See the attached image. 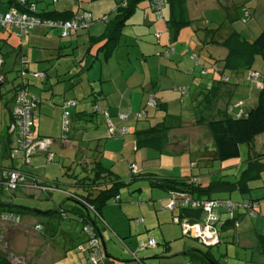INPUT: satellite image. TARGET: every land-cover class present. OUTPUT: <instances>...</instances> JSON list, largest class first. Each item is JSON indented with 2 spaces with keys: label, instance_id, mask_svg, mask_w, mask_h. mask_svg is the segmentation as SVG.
<instances>
[{
  "label": "crops",
  "instance_id": "0c3cea01",
  "mask_svg": "<svg viewBox=\"0 0 264 264\" xmlns=\"http://www.w3.org/2000/svg\"><path fill=\"white\" fill-rule=\"evenodd\" d=\"M15 1L16 0H0V12H5L10 7L15 8ZM31 1H34L36 3L38 0ZM121 1L122 0H106L104 2V5H106V8H109L111 12L115 8L116 3H119ZM228 1L229 0H186L187 14L189 20L191 21L189 25H198V22L205 18L206 10H212V12H214L215 10H220L221 8H223L224 5H234L230 4ZM250 1L251 0H239V2L237 3L239 6L245 5L246 8H250ZM148 2V0H145L144 4L139 2L137 7L135 8L137 9L140 6H143V8H147V12L144 11L142 13L143 18L141 21L126 20L125 26L136 25L135 27L133 26L130 28V36L135 41L142 40L144 42L145 45L141 47V55H144V53H148L149 51L156 48H160V50L157 51H162V46L167 44H171L174 47V53L173 55H171L172 53H169L168 58L158 53L160 55V57L157 58L159 66L157 67L156 65V67L154 68L156 70L154 72H151L149 68L146 71L145 69H142L141 71L132 70L129 73L128 77L124 79V82H121L120 79H117L111 83V87L104 84L110 80V77L107 78V75L102 76V74L100 73L96 77H89L87 72V77H82L80 69H78V72V70H76V65L72 64V61H69V59L66 58V55H71L74 60L75 58H77V55H75V51L71 50L68 52L67 43H72V40L76 41L78 39V36H76L75 39H61L58 38L60 37L58 29L37 25L30 28L28 32L23 36L18 37L16 35V31L18 29L6 30L0 27V38L5 39L6 42L12 44L13 46H19L18 50L23 55L21 61L24 62V59H31L30 65L33 61L36 62L37 64L34 68L44 73L41 79H33L28 74H25V76L28 77L29 92L31 91L33 93L32 95L39 99L37 112L38 115L35 121L36 133L38 135L48 136L53 139L49 147L52 151H54L55 159L59 160L60 158L61 163L65 161H63V159L68 158V155H71L73 160H77L81 155L78 152L83 153L86 157H90L94 153L89 152V150L87 149L84 150V146H91L92 144L90 141L92 140L93 142L95 140H99L102 142L105 141L103 142V146L108 145L109 149H111L110 147L115 148V150H111V152L114 153L118 162H116L115 164V160H113L111 157L103 159L104 148L101 160H103L102 162L105 166H110L111 169H114L122 178H127L126 172L128 169V165L132 162H135L138 165L139 172L152 173L156 178H180L189 176L193 180L196 179V184H200L203 186L214 183L218 180L233 181L239 176L238 173L237 175L235 174L237 169L239 171V169L242 170L245 167V161L249 154L248 147L245 150L247 151V157L245 159H243V157L245 156L244 151L242 154L243 156L240 158V161L238 163H227L228 165L224 166V164L226 163L221 162L217 165L216 161L219 160L216 158L213 138L208 129L207 122L210 119L218 118L221 114H228L232 117H239L243 114H246L248 109L255 104L257 90L259 88L261 80L257 79L249 82L245 79V69L229 70L224 68L222 60L225 57L227 50L219 43V41H222L232 31L241 33V35L246 39H252L260 31V29L264 27V22L258 21V28L256 27V30L254 28V31L252 29L250 33H248L247 31V33L249 34V36H247L246 31L243 32L245 34L243 35L242 32L234 28L233 25H227L226 29H224L223 31V27L226 25L225 21L219 22L214 27L209 26V23L211 21H206L205 26H196V29L193 30L196 31L197 35L192 32V43L180 52V54L182 55L180 56L175 54L177 45H173L172 43L177 38L178 34L186 28V26L178 30L175 35V39L173 40L171 38L170 32L168 31L165 21L168 18L167 7L164 8L165 12L163 15L165 16L163 18H165V20L163 22L165 28L162 29V26L159 24V22L155 23L154 21H150L152 16L150 14L151 10L149 8ZM49 4L53 5L48 6ZM88 4L90 5L88 6ZM93 7L94 4L91 0H49V3H47L45 6L40 4V6L38 7V4H36V11L54 12L47 14V17L49 18L45 17V19H50L53 21H65L71 20L76 17H86V13L88 11L87 9L93 11ZM89 13L91 16V11H89ZM234 13L236 17L240 16V12L236 7ZM105 23L106 24L104 25V32L106 30V26L108 25L106 21ZM154 23L155 25L152 26V24ZM140 26H143L144 29L149 27V30H153L154 32L156 31L155 35H158V40L161 42V45H150L152 43L147 42V40L149 39L148 41L151 42L152 38L150 37L146 39V33H140ZM211 28H217V30L213 34H211L208 30H206ZM86 31L88 34V46L85 53L82 55L84 57L86 55L92 54L93 47L98 43H93L90 46L89 39L90 37H95L97 35V32H99L98 29L91 30V26L89 28L87 27ZM79 33H81V29L78 31L77 35H79ZM139 36H144V38H140ZM113 45L114 42H111L110 46ZM194 49L198 51V53L194 55L201 56L202 54L204 59L211 60L210 66H204L200 64L198 62L199 58H196V63H193V55L187 57L186 54L190 51H193ZM92 55H94L95 58L98 57L97 54ZM111 55L112 53L106 55L104 58L108 60ZM18 56V54L15 55L14 53H12L4 60V63L8 59L11 69L18 68V64L20 63V60H18ZM71 56L68 57L72 58ZM162 57L168 59L167 61H165L167 63L164 65L161 61ZM58 58H65L63 60H66V62H58ZM52 59L56 60L52 62ZM181 60H185L184 65L180 64ZM43 62H47V64H42ZM4 63L2 67H0V75L4 78V81L0 84V94L5 93L4 97L0 96L1 166L4 165L2 164L3 159L9 158V145L12 139V136L7 132V124L10 120V108L12 106V101L10 100L12 97V91L4 92L1 88V86L5 82H7L8 77V75L6 74L7 70H4ZM145 63H147L146 59L142 61L143 65ZM204 63L208 62L205 60ZM30 65L27 64L28 69L30 68ZM89 67H91V65ZM204 67L205 70H203ZM259 73L262 77V73L260 71ZM75 74L80 77H72ZM221 79H227V81L225 83L220 82L223 81ZM38 80H40L39 83L37 82ZM77 83L82 85L81 89H79L81 92V95L79 97L83 100L80 102L74 94L75 89L78 87L76 85H79ZM15 84L16 82H13L12 86ZM212 85H214V87L212 88L211 92L217 90L218 95L215 96L214 99L209 103L207 101V97L203 96V91L207 90L208 87L211 88ZM216 86L217 88H215ZM180 87L185 88V91H187V94L184 95L185 97H182L181 93L179 92ZM114 91L118 93L112 96L111 94ZM92 92H97L98 95L96 98H94L95 96L91 95ZM151 94L156 97L159 103H162L164 108H160V110L164 111H167L171 105H186V112L188 113L190 112L188 107L189 105L192 106L193 103L186 102L188 100L186 98H191V100L201 99V101L199 103L200 105L196 108L197 111L195 113L192 112L193 114L188 117L183 115V109L180 108L175 115L171 114L167 118L163 119L158 116V112L152 113L153 110H150L148 111L147 118L149 117L150 113L151 115L153 114V116L152 119L148 120L147 122H145L144 119V121H140L139 119H132V116H129L125 121L122 122L117 119L115 115V105L118 104L120 107H126V110L128 109L131 112H135L145 106V102ZM63 99H75L77 101L76 106L71 108V122L80 120L81 125L84 126V132L78 133V140L76 141L74 136V126H72V131L70 133L68 141L59 140L61 115L59 105ZM92 100L98 105L99 109L102 110L103 113L105 111L109 113V118L114 125H119L128 129V132L123 137H108L106 133V122L104 120V116L98 114L97 116L93 115L88 118V116L85 115L87 114V110L90 108V103L92 102ZM120 111L122 112L123 109L121 108ZM77 113H80V115H77ZM84 117H86L87 119H84ZM160 121H166V123H168L169 125L174 126L168 131L167 140H153L150 142H146V144L144 145L136 146V135L134 134V132L147 129L148 127ZM90 123H92V128L96 127L94 130L90 128ZM85 137L86 139H84ZM253 147L254 152H264V133L259 134L254 138ZM71 150L72 153H70ZM182 153H185V158H172V156L176 157ZM37 156L44 157L43 154H37L33 156L31 158L30 164L25 169L38 178L46 177L48 174L41 173L36 169L37 165L42 164V160L37 159ZM45 160L46 162H50L47 161L46 158ZM10 165L12 164H8V166ZM163 165L166 167L165 169ZM49 166L50 164L45 163L44 168L46 169ZM61 166L60 168L62 169ZM232 167H234L232 173H221V170L231 169ZM230 176L232 178H230ZM218 177L224 178L219 179ZM41 179L45 180L46 178ZM141 182L144 183L145 186L150 188L149 199L148 201H145L146 203H143V205H146V210L154 212V222L157 225H162L163 227L166 226L165 231L164 228L161 227L163 234L162 239L164 243H168L173 239L179 238L182 233L185 236L187 235L194 238L191 233L185 234L183 225L173 222V217L177 214V211H170L166 208V192L160 188L149 187L147 179L145 178L141 180ZM248 186L250 187V192L248 191L244 194H231V197L233 199H240L242 197L258 199L257 214L249 215L244 211L238 210L234 212V216L232 217V219H230L225 213L220 211L218 214L220 221L217 224L219 234L218 241L220 240V242H223L226 239H231L232 242L236 243L237 245L240 244L241 246H243V249L252 250L249 256V260H244L245 264H264V199H262L264 197V190L256 191L251 195V190L254 187L249 184V181ZM152 189H156L158 191H153ZM33 194V192H30L26 196H31ZM51 194V192L45 194L44 198H51ZM226 195V192H222V196ZM124 202L126 203V201ZM109 204L105 205L102 208L100 215L103 221H105L106 219L109 221V223H111V209L106 208ZM136 205L141 204L136 203ZM122 206L123 205L119 204L114 206V208H117L116 210L119 214ZM133 208L134 207L132 205V212H134ZM2 213L3 212L0 210L1 220H3L1 218ZM41 215L42 216H35L31 214L29 216L28 214H26L24 218V226L21 225V222L23 220L22 214L17 215V217H19V221L17 223L13 224L8 221L0 223L1 225L3 224L5 226L3 233L6 236V242H8L10 238H19L18 245L13 247V250L16 251L19 248H22L21 250L29 252V239H33L31 236L34 235L36 237V240L34 239V241H36L34 250H40L39 253H41L44 249L43 240L45 239V237L53 238L55 236V216L49 217L43 214ZM117 216H114L112 218L116 219ZM38 217L46 221V232L44 234L41 233V231L34 229V224L37 222H41V219ZM142 222V217L133 218L134 225H140V223ZM99 223L100 222H98L99 231L97 237L98 239L100 238L99 241H101L105 251L106 248L104 247L103 241L104 231L100 229L101 225L99 226ZM16 233H20V237H17ZM118 235L121 237H127L125 233L121 234L119 232ZM149 238H147V241ZM194 239L196 240V238ZM39 241L42 242L40 245ZM186 244L187 243L185 242L184 246ZM214 245L217 244L215 243ZM127 247L129 246H126V248ZM107 253L109 254V252ZM243 254V258H246L247 253ZM22 255L25 254L22 253ZM203 255H205L204 257H206L211 264H213L212 261L215 260L210 251H206V254L203 253ZM201 263L202 260H200V264ZM116 264H119V262L116 261Z\"/></svg>",
  "mask_w": 264,
  "mask_h": 264
},
{
  "label": "trees",
  "instance_id": "16d2710c",
  "mask_svg": "<svg viewBox=\"0 0 264 264\" xmlns=\"http://www.w3.org/2000/svg\"><path fill=\"white\" fill-rule=\"evenodd\" d=\"M93 1V0H91ZM142 0H122L119 3H116L115 8L112 10L113 14L112 17L109 18L108 16L105 17V21L107 22L106 30L105 32L101 33L98 36L90 37L89 45L91 46L93 43H99L98 49L103 51V56L105 57L108 54H111L114 51V45L117 46L118 40L120 39L121 35H123L122 28L126 24V20L132 15L135 8L137 7L138 3ZM148 5L151 10V12L157 17V19L163 18V11L164 8L167 7L168 9V18L166 21V26L168 28V31L171 34V38L174 40L175 35L182 27H185L190 24V20L188 18L187 14V8H186V0H162V5L159 12H156L152 8V0H148ZM15 8L19 12H27L29 15H34L41 20H50L45 19L49 18L47 17V14L54 13V12H37L36 11V3L31 0H24L22 2L21 0L15 1ZM29 3H34V10L31 12L27 10V5ZM11 8V7H10ZM9 8V9H10ZM9 9H7L5 12H7ZM4 13V12H0ZM85 17V16H82ZM88 19L85 22V25L79 29H77L74 33L75 37L72 36H62L61 35V29L60 27H50L44 24H39L42 26H46L47 28H56L59 30V35L61 37H69L70 39H75L77 36V33L80 29L87 27L91 16L90 13L88 16H86ZM37 26V25H34ZM1 28H4L6 30H13L18 29L15 27H5L1 26ZM32 28V27H31ZM29 30V29H28ZM209 31V33L213 34L216 29H206ZM28 32V31H27ZM26 32V33H27ZM26 33H20L19 29L16 31V35L18 37L23 36ZM158 37V35H157ZM111 42H114L113 46L111 45ZM219 43L226 48L227 53L225 57L223 58V67L229 70H240L245 69L246 75L245 79L249 82L260 79L261 75L257 69L254 68V62L256 60V57L261 58V60L264 61V27L260 29V31L252 38V39H246L244 38L241 33L237 31L230 32L222 41H219ZM19 46H13L12 44L6 42L5 39L0 38V55L2 58V62L0 67H2L4 60L12 53L18 56V60H20L18 64V68L12 69V71H19L20 76V82L18 84L13 85L10 89L7 90V92L12 91V106L15 101V94L18 89H21L22 87L25 88L30 96H33L35 99V112H36V119L38 115V103L39 99L36 98L34 95H32L28 90V77L25 76L27 74L28 66H27V59H24V62L21 61L23 55L18 50ZM89 50V49H88ZM174 47L171 44L163 45L162 51H158L161 55L168 58L169 53H173ZM192 58L196 60V55H193ZM23 62V63H21ZM205 70V67L204 69ZM205 72V71H202ZM41 73L40 77H36L35 79H41L44 75L43 72ZM255 73L256 76L254 77L252 74ZM30 76V75H29ZM1 81H4V78L0 75ZM35 77V76H34ZM223 81L220 82H226L227 79H221ZM260 81V80H259ZM212 87H208L207 90L203 91V96L207 97V101L210 103L215 96L218 95L217 90L212 91ZM217 88V86L215 87ZM13 89V90H12ZM179 91L181 95H186L187 91H185V88L180 87ZM5 93L0 94L1 97H4ZM92 96L97 97V92H92ZM90 95V96H91ZM153 95V94H151ZM150 95V96H151ZM153 98L155 100V105L150 106L147 104L148 99L145 102L144 107H152V108H164L162 103H159L156 97L153 95ZM68 101H73L74 105H68L66 104ZM77 104V101L75 99H63L59 105L61 110L60 115V135L59 140H69L70 137V121H71V108L75 107ZM12 106L10 108V120L7 124V132L12 136V139L10 141L9 145V152L8 156L12 159L16 157V155L12 156V150L19 148V142H22L21 139H19V133L15 131H10L8 126L10 125V122L13 120L11 110ZM67 111L68 116V124H67V130L63 131L61 129V121L63 119V112ZM105 113V112H104ZM102 110L99 109L98 105L96 103L92 102L90 103V108L87 110L88 118L98 114L104 116V120L106 122V126L108 127L107 135L109 137L114 138H121L123 137L127 132L128 129L119 125H114L109 118V115L107 116L104 114ZM122 113L119 112L118 115ZM132 112L129 111L128 113H123L126 115L125 119H119V116L116 115L117 119L122 122L125 121ZM138 114H141L140 116ZM77 115H80V113H77ZM84 116V115H82ZM81 116V117H82ZM148 111L146 108H141L136 112L135 119L143 120L144 118H147ZM109 119H107V118ZM86 117H84L85 119ZM35 119V121H36ZM87 119V118H86ZM92 119V118H91ZM35 124V123H34ZM111 126L114 129L113 132H111L110 128ZM208 129L212 135L213 143H214V149L216 153V158L219 161H224L228 159L236 158L240 155V145L241 144H247L249 154L245 161V167L240 171L239 176L237 179L233 181L229 180H218L214 183L208 184V185H200L196 184V179H192L189 176L180 177V178H156L155 175L152 173L139 172L138 165L135 162H132L128 165V169L126 172L127 178H122L120 175L116 174L110 166H105L102 162V153H103V142L102 141H90L91 146H84V150L92 151L94 154L90 157H86L83 153L79 156L77 160H79L78 164L80 165V171H76L74 167L71 165H62V178L68 179V181L64 184H66L69 188L65 189L61 187L59 184H61V181L55 180L53 182L47 183L42 179H39L35 175L31 174L24 168V165H29L31 158L37 154H43L44 157L47 159V161H54V151L50 149V144L45 150H37L30 154L28 161L21 160V164L19 166H1L0 165V188L2 191H7L8 189L11 192H16L17 185H15L12 188H8V186H5V183L9 181L10 179V173L13 171H20L23 173V181L21 182V186L30 188L34 187L39 190V192H43L45 194L52 193L55 191H61L70 201H72V206H63L62 204L58 207L48 210V211H41V210H34L31 208H27L21 205L11 204V203H3L0 202V210L3 211V213H10L13 216L17 217L18 214H32L35 216H57L59 218H65L67 220L75 222V224H81V230L85 233V241L88 242V247L84 248L83 245L78 244L76 247L77 251H83L84 255H87V262L90 264H94L91 261V254L94 252H98L99 250V256L100 261L97 264H113V261L115 259L111 258V256L105 251V258L102 255V249L100 247V241L97 246L94 248L93 245H90L89 242V233L85 228H88L92 230L93 232L96 231L98 234L99 227H98V220L103 221L100 212L102 208L109 204V203H115L120 204L121 203V195L120 190L122 187H128L131 184L134 185L131 191H139L142 186L139 183L140 180H143L144 178L147 179L148 185L151 188H160L163 191L166 192V203L165 206H167V203L169 202V199H173L175 201V208L169 209L170 211H177V214L173 217V222L181 224L186 221L188 223H194L201 220L202 216V210L201 208H196L192 206H184L182 205V200L188 199L191 201H201V200H214V199H221V200H229L234 203H238L241 201H248V202H255L256 206L253 208V214H257V207H258V199H252V198H240V199H233L231 197V194H244L250 190V187L248 186V181L253 179L261 178L262 173L264 172V152H254L253 150V142L254 138L264 133V82L261 81L259 88L257 90L256 100L255 104L248 109L246 114H243L239 117H232L228 114H221L218 118L210 119L207 122ZM174 126L169 125L166 123V121H160L147 129L135 131L134 134L136 135L135 142L136 146L144 145L146 142H150L153 140H167V134L168 131L173 128ZM34 131V140L37 139H43L47 138L51 141L52 138L48 136H42L38 135L36 133V128L34 125L33 128ZM24 140V139H23ZM81 151V150H80ZM82 152V151H81ZM50 155V159H48V156ZM75 161V160H74ZM135 166V168H133ZM225 189V190H224ZM222 190V191H221ZM222 192H226V196H222ZM34 195V194H33ZM31 195V196H33ZM234 196V195H233ZM138 204L146 203L145 201H141L138 199ZM167 208V207H166ZM168 209V208H167ZM243 211L241 209L235 208L232 210L231 215H229L228 211H226L223 208L217 209V215L220 211L225 213L228 218L232 219L234 216L235 211ZM245 213L249 214L248 212L244 211ZM2 213V214H3ZM68 213H72L75 216L70 217ZM17 214V215H16ZM55 214V215H54ZM251 215V214H249ZM218 222L219 220V215ZM19 218V217H18ZM177 221H174V220ZM40 225L39 229H36L35 226ZM34 229L41 231V233H45V225L44 223L37 222L34 224ZM83 233V234H84ZM95 233V235H96ZM187 234V233H185ZM46 236V234H45ZM94 236V235H93ZM96 236H94V239ZM151 238V237H150ZM220 242L217 241L216 244ZM156 245V242H155ZM154 245V246H155ZM154 246H148L147 242L145 243V247H154ZM212 246V245H211ZM104 250V248H103ZM264 252V249H263ZM206 254V253H204ZM102 257V259H101ZM117 260V259H116ZM140 263H143V259H138ZM213 264H215V261H212ZM0 264H16L13 262L8 255H6L5 252L0 250Z\"/></svg>",
  "mask_w": 264,
  "mask_h": 264
},
{
  "label": "rangeland",
  "instance_id": "374dc122",
  "mask_svg": "<svg viewBox=\"0 0 264 264\" xmlns=\"http://www.w3.org/2000/svg\"><path fill=\"white\" fill-rule=\"evenodd\" d=\"M106 0H93L92 3L94 4L93 11L90 9H87L86 16H88L89 11H91V24L89 22L88 28L91 26V30H96L98 29L99 32H97V35L104 32V25L105 23V17L109 16V18L112 17V12H110L109 8H106V5H104V2ZM142 4L145 3V0L140 1ZM230 4L234 5H224L223 8L220 10H215L212 12V10H206L205 11V18L202 19L201 21L198 22V25L196 26H205L206 21H211L209 23L210 27L216 26L219 22H224L226 25L223 27L226 29L227 25H233L234 28L237 30H240L243 35H245L243 32L246 31L247 36H249L248 33L254 28L256 30V27L258 28V21H263L264 22V0H251L250 1V8H246L245 5H238L237 2L239 0H229L228 1ZM47 3H49V0H38L36 4H38V7L40 4L45 6ZM53 5L49 4L48 6ZM90 4H88L89 6ZM235 7L239 10L240 16L236 17L235 16ZM147 12V8H143V6H140L139 8L135 9V11L132 13V15L127 19V21H141L142 20V13ZM110 12V13H109ZM165 10L163 11L164 14ZM217 13V15H216ZM88 14V15H87ZM152 18L150 21H154L155 23L159 22V24L162 26V29L164 27V20L165 18L157 19V17L150 12ZM165 16V15H163ZM152 24L153 25H155ZM134 27L136 25H133ZM132 25H127L122 28L123 35H121L120 39L117 42V46L115 47L114 45V51L112 52L111 57L107 60L103 56V51L98 49V43L95 45L92 49V54H97L98 57L95 58L94 55H86L85 57L82 56L88 46V34H87V27H84L81 29V33H79L78 39L76 41L72 40V43H67V49L69 51H75V55H77V58H74L71 55H66V58L69 59V61H72V64L76 65V70L80 69V73L82 77H87V72L88 76H97L98 74H102V76L107 75V78L110 77V80L106 83H104L106 86L111 87V83L117 79H120L121 82H124L129 73L132 70L135 71H141L142 69H145V71L149 68L151 72H154L156 69H154L157 65L159 66L158 62V57L160 55L158 54L157 50H160V48L153 49L149 51L148 53H144V55H141V47H143L145 44L141 40H134L130 36L131 33V27ZM196 26H186L184 30H182L175 41L172 43L173 45H177V50H175L176 55H180V52L183 51L187 46H189L192 43V32L196 34V31H193L196 29ZM208 26V27H209ZM51 30V29H50ZM139 30L141 31L140 33L144 32L146 33L145 37L146 39L152 38V41H148L149 43H152L150 45L158 46L161 45V42L158 40V37L155 35L156 31L154 32L153 30H149L148 28H143V26L139 27ZM259 30V29H258ZM191 31V32H190ZM248 31V33H247ZM151 32V33H150ZM166 35V34H164ZM140 38H144V36H139ZM61 39H66L69 40V37H58ZM148 45V44H146ZM174 53V52H173ZM173 53L171 55H173ZM197 50H193L188 52L186 55L187 57H190L194 54H197ZM79 54V55H78ZM71 56L72 58L68 57ZM144 56V57H143ZM163 56V55H162ZM196 58H199V63L204 65V66H210L211 60L204 59V57L200 55H196ZM65 58H58L57 61L61 63H65L66 60H63ZM146 59L147 63L144 65L142 64V61ZM170 59V58H169ZM193 59V58H192ZM191 59V60H192ZM30 60L27 59V64L30 65ZM35 60V59H34ZM56 59H52V62L55 61ZM107 60V61H106ZM168 59H165L162 57V64H166ZM207 61L208 63H204V61ZM36 61V60H35ZM193 63L196 61L193 59ZM47 62H43L44 64ZM37 63L32 62L30 65L29 70L27 71V74L30 75L33 79L34 77V72H41L40 70H36L34 67ZM39 64V63H38ZM82 64V65H81ZM181 65L185 64V60H181ZM91 65V67H89ZM195 65V64H194ZM254 68L257 69L262 73V77L260 78L261 81L264 82V61L261 60V58L256 57V60L254 62ZM48 67V66H47ZM4 70L6 71V74L8 75L7 77V82H5L1 88L3 89L4 92H6L8 89L11 88L12 83L16 82L18 84L20 82V76L19 71H12L10 67L9 60L7 59L4 63ZM79 72V70H78ZM120 77H119V76ZM80 77L77 74L73 75L72 77ZM113 79V80H112ZM40 80L37 82L39 83ZM79 84V83H77ZM78 86L75 89L74 94L76 95V98L79 99V102L82 101L79 96L81 95V92L79 89H81V84L76 85ZM180 92V91H179ZM31 94H33L30 91ZM116 91L112 92V96H114ZM182 97H185L182 95ZM188 99L186 102L193 103L192 106L189 105L188 109L190 112H186V105L182 106H176V105H171L167 111L160 110V108H152V107H143L146 108L147 111L153 110L152 113L158 112V116L163 119L167 118L171 114L175 115L179 109H183V115L186 117L191 116V114L195 113L197 111V107L200 105L201 99L198 100H191V98H186ZM187 104V103H184ZM123 109L122 113H128L129 110L125 109L126 107H120L118 104L115 105V115H118L120 109ZM138 111V110H137ZM132 112L130 115H132V119H135L136 117V112ZM193 112V113H192ZM108 116V112L105 111V113ZM153 114L149 115L148 118H144L145 122L148 120L152 119ZM107 118V117H106ZM190 118V117H189ZM109 119V118H107ZM140 120V121H144ZM143 122V123H145ZM91 129H95L96 127L92 128V123H90ZM72 126H74V131H75V141L78 140V133H83V125H81L80 120H75V121H70V133L72 131ZM106 133L108 132V127L106 126ZM109 137V136H108ZM111 138V137H110ZM114 138V137H112ZM86 139V137L84 138ZM105 142V141H103ZM247 144H241L240 145V155L236 158L233 159H228L224 161H216L217 165L221 162L226 163L224 166L228 165L227 163L236 162L238 163L240 161V158L243 156V152L247 149ZM104 154H103V159H107L108 157H111L113 160H115V164L117 161L114 153L111 152V150H115L114 147H110L109 149L108 145H104ZM92 152V151H89ZM72 153V150L70 151ZM81 154L80 152H78ZM247 157V151H245V156L243 159ZM37 159L42 160V164L37 165L36 169L37 171H40L41 173L48 174L46 177H41V178H46L44 181L47 183L53 182L55 180L61 181L62 183L59 184L61 187L68 189L69 187L64 184L68 181L66 178H62L61 174L63 170L60 168L61 165H71L72 167L77 168L75 169L77 172L80 171V165L78 164L79 160H73L71 155H68V158L63 159L64 162L61 163V159L59 160L54 159V161L46 162L45 158L42 156H37ZM173 159H180V158H185V153L179 154L176 157H173ZM103 161V160H102ZM227 161V162H226ZM4 165L2 166H8V164H12L10 166H19L21 164V153L16 155L14 158H7L3 159L2 161ZM45 163L50 164L48 168H44ZM230 165V164H229ZM164 166V165H163ZM28 167V165H24L25 169ZM219 167V166H218ZM156 168V167H154ZM166 167L164 166V169ZM116 174L117 172L112 169ZM195 170V169H193ZM232 170H234V167L231 169H226V170H221V173H232ZM241 169H237V173ZM51 176V177H49ZM39 178V179H41ZM224 178V177H218ZM230 178H232L230 176ZM43 180V179H42ZM13 183L17 185V191L16 192H11L8 189L7 191H2L0 188V202L3 203H11V204H16V205H21L27 208L31 209H36V210H41V211H48L52 210L59 205L63 206H72V201H70L61 191H55L52 192L51 198H44L45 194L43 192L39 193V190L30 187L26 188L20 185L21 181L19 179H14ZM142 188L137 191H131L134 185H130L128 187H122L120 190V195L122 196L121 198V203L119 205H123L122 209L120 210V214L116 210L117 208H114L115 205L118 204H109L106 208L111 209L110 210V217H111V223H109L108 220L105 219V221L98 220L100 229L104 231L103 234V241H104V247L106 248L105 251L109 252L111 258H114L116 261L119 262V264H200V260H202L201 264H211L209 260H207L205 255L203 253H206V251H210L213 255L214 260L216 261V264H245L244 260H249L250 253L252 250L250 249H243V246L240 244H236L232 242L231 239H226L223 242L218 243L217 245H212V246H207L204 245L203 243L199 242L197 239L195 240L194 238L190 236H185L183 233L182 235L177 238L173 239L168 243H164L162 239V230L161 227L165 228L166 226H160L157 225L154 222V212L146 210L145 206L146 205H136L138 202V199L141 201H148L149 199V189L147 186H145L144 183L139 181V183ZM249 184H251L254 188L251 190V195L254 194L256 191H261L264 190V172L262 173L261 178L258 179H253L249 181ZM262 185V186H261ZM153 191H158L156 189H152ZM33 192L34 196H26L28 193ZM250 192V191H249ZM161 193V192H159ZM264 199V197L262 198ZM126 201V203L124 202ZM131 203V204H128ZM138 204V203H137ZM130 205V206H129ZM132 205H133V210L132 212ZM131 207V208H130ZM153 209V208H152ZM3 212V211H2ZM133 213V214H132ZM69 216L72 218L75 215L72 213H68ZM23 215V220L21 222V225L24 224V218L26 214ZM29 216L31 214H28ZM55 215V214H54ZM118 215V216H117ZM117 216L116 219H113L112 217ZM134 217H142L143 222L140 223V225H134L133 223V218ZM36 218V217H34ZM40 218V217H38ZM55 224H56V233L53 238H48L45 237L44 241V251L42 250L41 253L39 251L34 250V245H36V237L32 235L31 237L33 239H29V245L28 249L29 252H25L24 250H21L22 248H19L18 250H13V247L18 245V239L19 238H10L8 242H6V236L4 235V229L5 226L0 224V250L5 252L6 255L9 256V258L15 262L16 264H90L87 262V255L83 254V251H77L76 247L78 244L83 245L84 248L88 247V242L85 241V233L84 231L81 230V224H75V222L72 223V221L67 220L65 218H59L55 215ZM41 222L46 224V221L44 219L40 218ZM38 219V220H40ZM109 219V216H108ZM5 222V220L0 219V223ZM10 223H13L11 221H8ZM14 224V223H13ZM20 225V224H19ZM109 225V226H108ZM32 230V229H31ZM92 231V230H91ZM84 233L82 235V233ZM93 232V231H92ZM121 234H126L127 237H121L118 235V233ZM129 232V233H128ZM93 233H96L94 231ZM17 237H20V233H16ZM15 234V235H16ZM36 234V233H35ZM14 236V235H13ZM96 236L98 234L96 233ZM30 237V238H31ZM153 238L157 244L154 247H145V243L147 241V238ZM14 240V241H13ZM100 240V238H99ZM187 243L184 246V243ZM42 242L39 241V245ZM9 245V246H8ZM126 246H129L126 248ZM100 247L102 249V255L105 258V251L103 250L102 243L100 241ZM24 253L25 255H22ZM39 253V254H38ZM243 253H247V257L243 258ZM143 258V263H140L138 259ZM114 260V261H115ZM113 264H116V261Z\"/></svg>",
  "mask_w": 264,
  "mask_h": 264
},
{
  "label": "built area",
  "instance_id": "2783aa9c",
  "mask_svg": "<svg viewBox=\"0 0 264 264\" xmlns=\"http://www.w3.org/2000/svg\"><path fill=\"white\" fill-rule=\"evenodd\" d=\"M24 2V0H21ZM152 8L159 12L162 0H152ZM34 3H29L27 5V10L33 11L34 10ZM88 19L87 17H76L71 20H65V21H53V20H41L40 18L29 15L27 12H18L16 8H10L7 12L0 13V25L5 27H16L19 29L20 33H26L28 29L33 27L34 25L44 24L50 27H60L61 35L62 36H72L75 37L74 33L77 29L83 27L85 25V22ZM2 62V58L0 55V65ZM254 77L256 76L255 73L252 74ZM35 77H40L41 73L34 72ZM1 79V77H0ZM35 98L33 96H30L25 88L18 89L15 94V101L12 106L11 114L13 117V120L10 122V125L8 126L9 130L15 131L19 133V139L22 140V142H19V148L12 150V156L18 155L21 153V160L28 161V158L31 153L37 151V150H45L48 145L52 142L50 139L43 138V139H37L34 140V123L36 119V112H35ZM66 104L68 105H74L73 101H68ZM147 104L150 106L155 105V100L153 98V95L149 96ZM139 116L141 114H138ZM68 112H63V119L61 121V129L63 131L67 130V120ZM119 119H125L126 115L123 113H120ZM115 128L111 126L110 130L111 132L114 131ZM24 139V140H23ZM48 159H50V155L48 156ZM135 168V166H133ZM23 173L20 171H12L10 173V179L8 182L5 183V186H8V188L14 187L16 184L13 183L14 179H19L21 182L23 181ZM21 184V183H20ZM182 205L184 206H192L196 208H201L202 210V216L201 220L194 223H188L184 221L182 223L185 233H191L194 238H196L199 242L203 243L204 245L211 246L217 243L219 234L217 229L218 224V215H217V209L223 208L226 211H228L229 215H231L232 210L235 208L241 209L243 211L248 212L249 214H253V208L256 206L255 202H248L246 200L234 203L229 200H221V199H214V200H201V201H191L187 198L182 200ZM168 209L175 208V201L173 199H169V202L166 206ZM1 218L5 221H11L13 223H17L19 221L18 217L13 216L10 213H3L1 215ZM175 221H177L175 219ZM36 229L40 228V225L35 226ZM88 231L89 235V242L90 245H93L94 248L99 246V239L93 233L90 229L85 228ZM96 238L94 239V236ZM148 246H154L155 240L153 238H149L147 241ZM100 251V250H99ZM99 251L96 253L91 254V261L94 264L99 263L100 256ZM101 253V251H100ZM102 259V257H101Z\"/></svg>",
  "mask_w": 264,
  "mask_h": 264
},
{
  "label": "water",
  "instance_id": "95a60500",
  "mask_svg": "<svg viewBox=\"0 0 264 264\" xmlns=\"http://www.w3.org/2000/svg\"><path fill=\"white\" fill-rule=\"evenodd\" d=\"M2 83L1 79H0V84Z\"/></svg>",
  "mask_w": 264,
  "mask_h": 264
},
{
  "label": "bare ground",
  "instance_id": "6f19581e",
  "mask_svg": "<svg viewBox=\"0 0 264 264\" xmlns=\"http://www.w3.org/2000/svg\"><path fill=\"white\" fill-rule=\"evenodd\" d=\"M13 90V89H12ZM10 94V93H9Z\"/></svg>",
  "mask_w": 264,
  "mask_h": 264
}]
</instances>
